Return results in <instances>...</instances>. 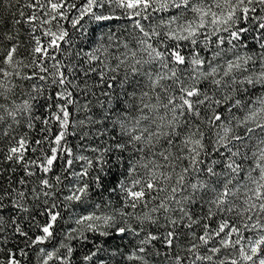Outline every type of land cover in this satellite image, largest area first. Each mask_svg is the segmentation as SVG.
<instances>
[{"label": "snow or ice", "instance_id": "snow-or-ice-1", "mask_svg": "<svg viewBox=\"0 0 264 264\" xmlns=\"http://www.w3.org/2000/svg\"><path fill=\"white\" fill-rule=\"evenodd\" d=\"M0 264H264V0H0Z\"/></svg>", "mask_w": 264, "mask_h": 264}]
</instances>
